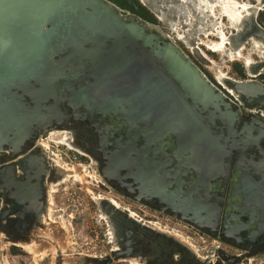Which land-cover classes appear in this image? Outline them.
I'll use <instances>...</instances> for the list:
<instances>
[{
  "label": "water",
  "instance_id": "1",
  "mask_svg": "<svg viewBox=\"0 0 264 264\" xmlns=\"http://www.w3.org/2000/svg\"><path fill=\"white\" fill-rule=\"evenodd\" d=\"M36 3L20 17L0 19V151L45 129L63 102L113 122L118 138L104 151L107 166L118 179L134 181L144 199L161 202L164 195L176 213L183 211L180 201L183 207L210 183L224 182L231 153L213 123L225 121L241 105L238 98L226 89L229 96L222 95L168 38L159 39L143 22L137 30L139 20H128L108 0ZM252 24L248 32L263 40L264 29ZM247 75L243 83H229L243 104L257 99L264 107V84L255 79L260 71ZM246 88L255 91L245 94ZM48 98L56 107L43 106ZM252 141L264 146V131Z\"/></svg>",
  "mask_w": 264,
  "mask_h": 264
},
{
  "label": "flooded vegetation",
  "instance_id": "2",
  "mask_svg": "<svg viewBox=\"0 0 264 264\" xmlns=\"http://www.w3.org/2000/svg\"><path fill=\"white\" fill-rule=\"evenodd\" d=\"M138 1L152 13L158 12L161 15L163 14L162 7L172 8V13L176 17L175 8L170 3L175 4L178 0H171V2L147 0L148 4ZM120 11L128 17V20L137 19L141 22L136 15L122 9ZM188 41L190 42L191 38ZM183 46L192 51L187 44H183ZM255 100L241 104V109L235 107L229 109L223 122L214 120L213 133L220 137V142L230 149L231 153L223 183L222 180L210 183L211 186L204 193L198 192L196 196L193 194L189 204H193L194 207L188 202L184 203L182 207L180 205L182 201H180L177 206L183 211L176 208V213L171 211L172 206L164 195L161 202H158L157 198L149 196L146 198L145 196L150 207L157 208L165 214L183 218L192 224L195 227L194 232L202 241L205 240L202 237L204 235L208 241L212 243L220 241L234 251L217 245L216 250L213 246L211 252H205L206 255H201L202 259H200L186 245L171 236L176 244V247L171 246V250H180V252L177 251L178 255H174L173 258L169 257L164 264H185L182 259L186 251L188 254L185 259L195 261V264H264V146L257 147L252 141L254 137L264 131V116L262 115L264 110L261 113L260 101ZM42 104L44 107L54 106L52 98H48ZM248 106L255 107L254 109H258L257 112H251L252 108L248 109ZM58 107L56 109L59 113L50 120L44 130L32 133L24 141L18 154L17 152L9 153L6 146L1 151L3 153L0 154V238L3 235L4 240L2 239L0 242L6 243L5 245L18 247L14 243L34 242L39 249L45 250L46 244L41 238H48L43 235L48 230L53 234L51 229L45 230L55 222L50 215L45 217L47 209H50L49 206L52 204L48 191H50L49 186L60 183L58 177H61L62 174L57 172L55 164H53L54 166L50 164L52 159L40 151L41 148L38 147L36 141L39 133L49 132L53 129L69 132L68 134L73 136L74 142L88 156H82L65 146L67 150L78 153L85 163L90 161L97 165L102 177V170L108 164L104 151L110 150V145L118 138V132L114 131L113 122L103 120L99 113H86L81 106L67 107L63 102H60ZM205 114L207 115V112L203 113V115ZM252 134L254 135L252 136ZM86 166L91 167L89 163ZM122 172L120 171V175ZM106 181L113 188L114 186L124 187L136 197L138 195L137 184L130 178L118 179L114 173ZM124 181L131 182V186L124 185ZM102 184L98 187L105 188L103 181ZM160 185L161 192L165 193L162 182ZM112 229L118 231V234L120 232V235L116 236L118 238L114 241L110 240L107 235L109 243H112L109 248L110 253L94 257L91 261L95 264H110L113 259L134 257L135 254L141 260L140 263L152 264L149 261L158 257L159 251H164L166 247L162 242L167 241L164 238L167 234L143 226L139 221L120 222ZM144 236L148 240H141L144 243L141 245L138 241ZM114 245L117 246V249ZM114 253L119 254L117 258L114 257ZM29 255L31 256V254ZM47 256L45 252L44 257ZM86 258L88 261L90 257L86 256ZM203 259L209 260L204 261Z\"/></svg>",
  "mask_w": 264,
  "mask_h": 264
},
{
  "label": "rangeland",
  "instance_id": "3",
  "mask_svg": "<svg viewBox=\"0 0 264 264\" xmlns=\"http://www.w3.org/2000/svg\"><path fill=\"white\" fill-rule=\"evenodd\" d=\"M108 1L120 9L136 15L140 21L146 25L147 30L152 31L151 28H154L155 32L159 33V36L170 35L174 44L180 49V51L209 79L222 95L229 96L227 94L228 91L226 92L224 87V89L221 88L222 85L217 82L215 78L217 72L221 71L224 75L237 80H247L248 78L250 79V77L247 75L248 72L243 64L242 58L249 57L257 63L262 60L257 49L254 50L251 41L245 43L241 59H231L227 57V52L213 51L207 48L206 45L201 42L202 40L205 41L206 38L196 31L199 26V21L196 18L199 16L197 12L189 11L190 25L186 27L183 25L178 28L179 33L182 34V37L178 39L176 38L175 33L169 29L168 23L172 21L176 22L177 25H182L183 18L181 16L179 17L180 19L175 17L174 13H172V8L166 9L162 7L163 14L161 15L158 12V14L156 12L152 13L138 0ZM140 1L144 4H148L147 0ZM244 2H248L252 6L257 5L256 0H244ZM217 8L218 7L214 8V11L216 12L214 19L217 18L216 20H218L215 21L222 25L224 31L226 33L228 32L227 34L236 33L226 18L222 19V17H219L220 11L219 8ZM255 18L257 24L264 28V7L256 11ZM204 22L205 23L202 27L206 29L210 21L209 19H206ZM192 31L193 33L191 34ZM190 38L191 41L189 42L188 40H190ZM216 38L215 35H209V39L212 41H216ZM183 44H187L192 51L186 49ZM257 69L260 71V75L255 79L264 84V69ZM232 97L234 96L232 95ZM239 103L243 104V102ZM240 107H242L240 104L236 106L238 109H241ZM249 108H252V106H248V109ZM261 109L264 110V107L262 106ZM250 111L252 112L253 108L250 109ZM55 115H53V117H55ZM51 118L52 117H50L45 123H48ZM42 130H44V128L40 131ZM56 133L61 135L64 140L59 141L56 139ZM68 133L65 130L53 129L49 132L39 133L36 138L38 147L42 149H40V151H43L45 156L48 155L49 158L52 159L50 160V164H55L57 172L62 174L61 177H58V182L61 184H52L49 186L51 192H48L49 196H51L52 204L49 206L50 209H47L45 217L50 215L55 222L51 223L48 228L45 229H51L53 234H51L49 230L43 234L49 239L46 237L41 238L46 244L45 250L39 249L34 242L14 243L23 250L16 246L5 245L6 243L0 242V264H95L91 261L94 257L110 253L109 248L112 243H109L108 236L110 240L114 241L118 238L116 236L120 235V232L118 234V231L113 230L112 227L120 222L134 223L136 221H139L143 226H147L155 231L167 234L168 236L164 237L167 241L162 242L164 246H166L164 251H159V256L149 261L152 264H164L169 257L173 258L174 255H178L177 251L180 252V250H171V246L176 247V244H174L175 242L172 240L173 238L180 241L181 244L186 245L187 248L195 253L200 259H202L201 255L204 256L206 255L205 252H211L213 246L216 245L234 251L220 241H218L219 243L208 241V238L204 235L202 237L205 240L202 241L194 232L195 227L192 224L183 219L165 214L157 208L150 207V204L146 199L143 197L136 199V195L132 194L131 191H127L124 187L114 186V189L107 183L106 179L101 176L97 165H94L89 161L88 163L91 167L86 166L88 163H85L79 154L82 156H88L87 153L74 142L73 136ZM67 144H71L73 149L69 148ZM65 146L68 149L76 152L79 151L83 154L67 150ZM9 147L10 146H8L6 150L12 154L16 152L18 154L21 149V146L18 143H14V145L11 146V148L16 149L13 152ZM2 153L3 152L0 151V154ZM79 163H81V166H79ZM61 168H67L69 171L67 170L63 172V169ZM103 170L107 171L109 176L115 173V170L108 166L103 168ZM72 174H76L78 178ZM103 175L105 176L104 173ZM102 181L105 183V188L98 187L103 185ZM53 190L54 192H52ZM137 197L139 196L137 195ZM109 202H112L111 205L115 210H111ZM103 213L108 216L107 220L103 218ZM43 218L44 216L42 219ZM40 234L42 233L40 232ZM171 236L173 238H171ZM2 239L3 235L0 240ZM144 239L148 240L146 236H144L141 237L138 243L143 245L144 243L141 240ZM114 246L115 249H117V246ZM25 247H27V249H25ZM146 251L148 250L146 249ZM27 252L31 254V256ZM45 252L46 255H48L46 258L44 257ZM187 254L188 252L186 251L182 259L185 264H195V261L185 259ZM86 256L91 259L89 258L88 261H86ZM207 260L209 259L204 261ZM140 261L141 260H139L138 256L135 254L134 257H120L119 260L113 259L110 264H146L142 262L140 263Z\"/></svg>",
  "mask_w": 264,
  "mask_h": 264
},
{
  "label": "bare ground",
  "instance_id": "4",
  "mask_svg": "<svg viewBox=\"0 0 264 264\" xmlns=\"http://www.w3.org/2000/svg\"><path fill=\"white\" fill-rule=\"evenodd\" d=\"M45 1H47V0H45ZM160 1L171 2V0H160ZM256 1H257V5L252 6L248 2H244V0H178V2L176 4H174V5L172 4V7L174 6V8H175L174 10H175L176 17L179 18L181 16L183 18V21H182L183 23H182V25H180V24L177 25L176 22L170 21L168 23V26H169V29L173 33H175L176 38L179 39L182 37V34L179 33L178 28L182 27L183 25H185V27L190 25L189 11L191 10L193 12H197L199 16H197L196 18L199 21V26L197 27L196 31L201 33V35L206 38L205 41L202 40L201 42L204 45H206L207 48H209L210 50H213V51L227 52L228 53L227 57H229L231 59H241L242 58V51L245 48V43H247V41H251L253 43L254 50L257 49L259 56L263 59L264 58V38L262 40V38L259 35H257V34L255 35L252 32H248L249 30H254V26L252 24L253 19L255 21V24L258 25L256 20H255L256 18H254V16L256 14V11H258L262 7H264V0H256ZM23 5H25V6L22 7ZM36 5H37L36 0H8V1L5 0L0 5V19L3 17H6V16H10V17H14V18L20 17L23 9H31L33 11L34 8L36 7ZM170 5H171V3H170ZM215 7L219 8V11H220L219 17H222V19L226 18L227 21L229 22L230 26L232 27L233 30L236 31V33L227 34L228 32L226 33L224 31V28L222 27V25L220 23L216 22L218 20H216L217 18L214 19V16L216 13L214 11ZM206 19H209L210 23L207 26V28L204 29L202 26L204 25V23H205L204 21ZM134 24H137V26L132 24L137 30H141L142 26H144V24H141L140 22H134ZM258 27L261 28V26H259V25H258ZM245 31L248 32L247 35L244 34ZM141 34H142L141 31H139V35H141ZM209 35H215L217 37L216 38L217 40L212 41L211 39H209ZM151 38L152 37L150 34L147 36V40L146 39H144V40L147 41L149 44L151 41ZM165 38H168L169 44H173L177 49H179L174 44V41L170 35L159 36V39H161L163 41H165ZM166 41H167V39H166ZM158 48H161V47L158 45ZM153 49L155 50V52H159L157 48H153ZM242 59H243V64H244L247 72L250 74L251 73L253 74V72L257 70V67H255L257 62L253 61L249 57H245ZM263 69H264V67H261L260 70H263ZM215 78H216L217 82H219L222 85V87L227 89L228 93H231L234 97L238 98L240 102H242L240 99L241 97L235 91L234 86L231 85L229 82L238 84V83H243L244 81H247V80H237V79H234L232 77H228V76L224 75L221 71L217 72V75ZM236 88H238V87H236ZM254 91H255V89L251 90L249 88L248 89L246 88V90H244L245 94H250V93L252 94ZM262 106L259 109H260V111L262 110V113H263V109H261ZM254 108L255 107H253L252 112H257L258 109H254ZM262 115L264 116V113ZM251 118H253V117H251ZM228 123L230 124V121ZM34 131L37 132V129H35ZM247 132H248V130H247ZM260 132H259V134H260ZM254 134H255V132H254ZM254 134H252V136ZM55 138L58 139L59 141L64 140V138H62L61 135H58L57 133L55 134ZM18 142H20V141H18ZM18 142H16V143H18ZM13 145H14V143L9 145L10 146L9 148L12 152L14 150H16L15 148L14 149L11 148V146H13ZM67 145L69 148L73 149L71 144H67ZM77 152H79V151H77ZM79 153L83 154L82 152H79ZM108 163L110 164V162H108ZM61 169H63V168H61ZM67 170L68 169L66 168V169H63L62 171L64 172ZM114 172L116 173V171H114ZM103 173L105 174V176H109V173L107 171L103 170ZM73 176L78 178V176L76 174ZM111 204H112V202L111 203L109 202V206H110L111 210H115ZM103 218L107 220L108 216L103 213ZM21 246H23V245H21ZM25 249H27V247H25Z\"/></svg>",
  "mask_w": 264,
  "mask_h": 264
},
{
  "label": "built area",
  "instance_id": "5",
  "mask_svg": "<svg viewBox=\"0 0 264 264\" xmlns=\"http://www.w3.org/2000/svg\"><path fill=\"white\" fill-rule=\"evenodd\" d=\"M215 247V250L217 249V245L216 246H214Z\"/></svg>",
  "mask_w": 264,
  "mask_h": 264
}]
</instances>
